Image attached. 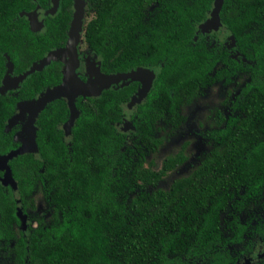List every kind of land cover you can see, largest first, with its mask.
<instances>
[{"label":"trees","instance_id":"16d2710c","mask_svg":"<svg viewBox=\"0 0 264 264\" xmlns=\"http://www.w3.org/2000/svg\"><path fill=\"white\" fill-rule=\"evenodd\" d=\"M73 3L61 0L46 29L36 31L14 19L21 0H0V85L9 62L14 77L65 46ZM214 7L215 0H87L79 51H94L105 73L152 67L156 76L129 116L135 80L80 95L70 132L66 98L44 107L39 151L9 161L17 188L3 181L0 166V264H198L205 256L207 264H235L252 251L255 234L264 236V0H224L222 26L205 30ZM220 29L260 73L210 108L209 146L164 187L160 181L187 160L189 143L159 167L165 139L185 124L188 105L231 76L230 66L216 69L230 46L218 51L216 42L197 38ZM65 67L53 60L0 93L1 155L21 145L24 122L11 124L21 104L60 84ZM127 119L129 130L121 126Z\"/></svg>","mask_w":264,"mask_h":264},{"label":"water","instance_id":"95a60500","mask_svg":"<svg viewBox=\"0 0 264 264\" xmlns=\"http://www.w3.org/2000/svg\"><path fill=\"white\" fill-rule=\"evenodd\" d=\"M60 1L54 0V6L51 11H56L59 8ZM223 2L224 0H215L212 16L203 23V29L209 30L222 26L220 12ZM86 7L87 0H74V13L65 46L50 51L46 56L35 62L28 70L14 77L12 76L14 71L13 64L11 62L8 63V72L0 85V93L19 87L21 82L29 75L38 70H42L53 60L63 59L66 62L63 81L54 87L48 88L37 98L24 101L21 104L20 112L11 119V124L24 122L23 129L16 135V139L21 141V145L7 154H0V166L5 169L3 181L12 184L13 188H17V182L12 175L9 161L20 154L39 151L36 120L48 103L57 98H66L70 109V117L65 124V128L70 132L71 127L79 115L76 101L80 95L98 96L105 90L118 84L121 80H142V75H144L146 82L132 97V101L130 102V106H132L145 100L152 87L153 80L156 76V72L153 69L139 67L128 72L105 73L101 69V60H99L97 66L93 69L94 77L88 78L87 76L88 79L81 77V73L79 74V44L81 42ZM126 126L130 128L132 122L126 121ZM22 216L25 218V215Z\"/></svg>","mask_w":264,"mask_h":264},{"label":"flooded vegetation","instance_id":"af4514ba","mask_svg":"<svg viewBox=\"0 0 264 264\" xmlns=\"http://www.w3.org/2000/svg\"><path fill=\"white\" fill-rule=\"evenodd\" d=\"M21 2L23 3L24 7L21 8L20 10H18L17 12H15L16 13L14 16L15 21L17 23H19L20 25L28 22L29 26L36 31L37 30L44 31L47 27L48 19L54 18L57 15L59 8H60V6H59V8H57L56 11H51V9L54 6V0H46L44 3L42 0H21ZM73 5H74V3H73ZM21 18H25V19L21 20ZM209 30L211 31V29H209ZM212 31H215V30H212ZM218 32H219V34H217L215 32L217 35L212 32L211 36H205V34H204L205 32H202V33H200V35H197V38H198V36H201L202 39L205 38L206 41L212 40V41L216 42L215 45H218V48H219L218 51H220L222 44L230 46L231 56L227 61L228 63L227 62L224 63L222 60H218L216 62V64H221V65L220 66L216 65V69L219 67L229 68V66H230L232 68V69H230L232 73H231V76L229 77V81H227L226 78H222L221 80L216 81L212 86H210L208 88V90H210L212 88H219V90L221 92V97H219V100L224 99L225 96L227 94H229L230 91L232 94L231 98H235L236 94H239L241 92V90H243V88L246 87L247 82H250L251 79L254 78V76L256 74L260 73V71L258 69H256V68H258V65L254 64L255 61H252L249 57H247L246 55L241 53L239 50H236V52L232 51V48H234L236 46L235 44H233L236 41H234V39H232L233 38L232 35L226 36L225 32L221 29ZM80 52H91L93 55H97L94 51H90L87 49L81 50ZM146 68H151L156 72L155 68H152V67H146ZM127 81H133V80H131V79L130 80L129 79L121 80L118 84L123 83V82H127ZM135 81H137L139 83V84L137 83L139 86L135 92V93H137L138 90H140L142 88L143 82L141 80H135ZM118 84H116L112 87H115ZM208 90L201 97H205L206 94L208 93ZM145 100H142V102ZM131 101H132V98L128 102V104ZM142 102H140V103H142ZM140 103L139 102L136 103L133 107L132 106L125 107L126 108L125 112L127 113V115L129 116L132 108H135V106H138ZM232 104H233V100L230 101V106H229V108H227L226 112H228L229 110H231L233 108ZM191 105L192 104L188 105L187 109ZM216 105H219V101H218V104H216ZM188 111H189V114H191V109H189ZM229 112H231V111H229ZM128 120L129 119H127V121ZM189 121H190V117L188 116L185 124H183L181 127L188 124ZM121 126L123 127V125H121ZM132 127L133 126H131L130 128H132ZM208 128H210V126L208 125V123H206L204 128H201V130L198 133L199 137L203 139L204 150H201L199 156L195 157L197 163L200 161V157L202 156V154L206 151L207 147L209 146L208 141H207L208 139H206L207 138L206 137V134H207L206 130ZM129 129H126V130H129ZM178 129L174 133H176L178 131ZM169 130H170V127H167L166 131H169ZM182 133H183V131H182ZM198 135L195 132L192 139L187 138L183 141V143L186 141L189 142L188 145L186 146V152H187L188 158L181 166L178 167V169H176L174 172L167 174L164 177V179H162L160 181V184L162 186L168 187L170 185V182L173 181L175 179V177L180 176V175L185 174V173H188L190 171V169L194 166L190 162L192 160H190L189 149H190L191 145L193 144V139L198 137ZM158 155H159V153H158ZM162 160L159 161L158 157H157V162L159 164V167H162ZM187 163H190L189 168H187V170H184V172H182L181 170H182L183 166H185V164H187ZM254 223H256V222H254ZM252 242L254 243V244H252V247H253L252 251L249 250V253H244L239 259L236 260L235 264H263L264 263V236H258V233H256L255 236L253 237ZM211 256L212 255H210V257ZM206 258H208V256H205V257L201 258L200 260H198L197 261L198 264H207L208 262L206 261Z\"/></svg>","mask_w":264,"mask_h":264},{"label":"rangeland","instance_id":"374dc122","mask_svg":"<svg viewBox=\"0 0 264 264\" xmlns=\"http://www.w3.org/2000/svg\"><path fill=\"white\" fill-rule=\"evenodd\" d=\"M99 60L100 57L93 55L91 52H80L79 74L81 73V77H84L85 79L94 77L93 69H95ZM219 97H221L219 88H212L208 90L205 97H200V99L196 100L188 109L185 110L186 114L190 117L189 123L179 128L176 133L166 138L158 155L159 161H161L166 155L176 151L185 139H192L195 132L198 135L201 128H204L206 125L204 117L208 114L210 108H213L216 104H218ZM133 106L134 105H132V107ZM127 107H129V105H127ZM189 109H191V114H189ZM200 120L204 123L202 126L199 123ZM122 125L125 129H129L128 126H126V121H123ZM201 150H204L203 139L198 135V137L193 139V144L189 149L190 160H192L190 162L192 165L197 163L195 157L199 156ZM189 164L190 163L185 164L181 171L184 172V170H187V168H189Z\"/></svg>","mask_w":264,"mask_h":264},{"label":"bare ground","instance_id":"6f19581e","mask_svg":"<svg viewBox=\"0 0 264 264\" xmlns=\"http://www.w3.org/2000/svg\"><path fill=\"white\" fill-rule=\"evenodd\" d=\"M141 79H142L141 81L143 82L142 84H145V82H146V77H145L144 75H142V78H141Z\"/></svg>","mask_w":264,"mask_h":264}]
</instances>
